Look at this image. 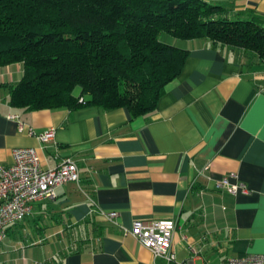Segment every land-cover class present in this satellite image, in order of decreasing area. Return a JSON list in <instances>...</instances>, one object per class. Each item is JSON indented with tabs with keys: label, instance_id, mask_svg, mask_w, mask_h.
Wrapping results in <instances>:
<instances>
[{
	"label": "crops",
	"instance_id": "0c3cea01",
	"mask_svg": "<svg viewBox=\"0 0 264 264\" xmlns=\"http://www.w3.org/2000/svg\"><path fill=\"white\" fill-rule=\"evenodd\" d=\"M208 1L230 17H258L264 24V0ZM163 41L188 56L156 109L135 117L126 108L94 105L16 107L9 88L23 65L0 66V162L10 165L14 148L33 147L43 168L68 157L79 173L78 182L57 186L54 198L33 203L29 215L9 227L0 264H165L125 231L134 220L172 219L178 264L264 253V59L207 38L167 34ZM30 128L55 132L42 141ZM230 173L250 193L216 186ZM111 211L117 212L111 220L102 214ZM33 230H55L58 240L44 254L9 255L10 237L23 242Z\"/></svg>",
	"mask_w": 264,
	"mask_h": 264
},
{
	"label": "trees",
	"instance_id": "16d2710c",
	"mask_svg": "<svg viewBox=\"0 0 264 264\" xmlns=\"http://www.w3.org/2000/svg\"><path fill=\"white\" fill-rule=\"evenodd\" d=\"M161 33L264 59L262 19L230 17L208 0H0V66L23 65L10 102L27 110L94 105L147 114L188 56Z\"/></svg>",
	"mask_w": 264,
	"mask_h": 264
},
{
	"label": "built area",
	"instance_id": "2783aa9c",
	"mask_svg": "<svg viewBox=\"0 0 264 264\" xmlns=\"http://www.w3.org/2000/svg\"><path fill=\"white\" fill-rule=\"evenodd\" d=\"M14 117V116H10ZM19 129L22 124L19 123ZM55 129L49 128L36 134L31 128L30 135L46 141L54 136ZM10 165L0 162V245L8 238V228L22 221L31 212L33 203L55 197V188L68 181L78 182L76 162L64 158L53 168H43L35 148L21 147L12 150ZM235 179V181H231ZM216 186L230 194H248L250 188L230 173L221 176ZM111 220L117 212H102ZM175 222L172 219H159L151 222L134 220L127 233L134 236L154 257L162 258L165 264H178L172 248ZM221 264H264V253H252L227 257Z\"/></svg>",
	"mask_w": 264,
	"mask_h": 264
},
{
	"label": "rangeland",
	"instance_id": "374dc122",
	"mask_svg": "<svg viewBox=\"0 0 264 264\" xmlns=\"http://www.w3.org/2000/svg\"><path fill=\"white\" fill-rule=\"evenodd\" d=\"M164 36H167V33H161V39L164 40ZM51 231V230H50ZM27 233V240L22 241H13L11 238L12 248H10L9 255L15 256V258H20L23 256H30L32 252L35 254H44L48 252V249H52L50 243L56 242L58 238L55 236L56 231L52 230L51 232L46 231L42 234L36 233L33 231H25ZM52 233V234H51ZM51 235V236H49ZM33 242V244H32ZM1 248V246H0ZM2 249V248H1ZM8 254V253H7ZM2 257V255H0ZM6 256V255H5ZM0 257V258H1Z\"/></svg>",
	"mask_w": 264,
	"mask_h": 264
}]
</instances>
